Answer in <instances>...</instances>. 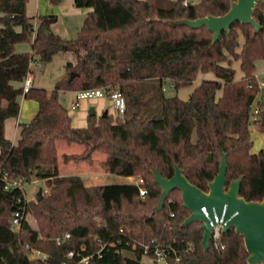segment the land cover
Wrapping results in <instances>:
<instances>
[{"label": "trees", "instance_id": "obj_1", "mask_svg": "<svg viewBox=\"0 0 264 264\" xmlns=\"http://www.w3.org/2000/svg\"><path fill=\"white\" fill-rule=\"evenodd\" d=\"M73 1L91 12L77 37L64 41L51 33L49 17H40L35 26L26 15L27 0H0V264H61L69 252L92 256L89 264H141L133 244L151 240L171 246L180 264H247L243 238L233 229L221 235L219 248L210 244L203 251L200 224L181 228L189 212L178 190L151 215L161 190L150 168L169 179L177 165L190 184L207 192L224 153L227 186L242 177L239 196L247 202L262 200L264 156L250 158L247 94L256 62L264 61V0L253 12L258 32L234 23L216 43L205 27L171 23L222 16L235 0H199L188 6L182 0ZM20 44H29L30 52L16 53ZM60 52L74 61L65 64V75L51 92L31 87L23 93V85L15 86L31 73V63L43 66ZM229 57L240 61L239 82ZM201 73H212L215 80L202 81L187 101L165 96V80L176 92L192 86ZM89 89L120 92L126 104L123 118L89 116L85 128H73L59 94ZM21 96L35 101L38 112L20 126V140L13 146L4 136V122L18 117ZM59 142L84 148L80 155H63V164L92 163V155L101 153L105 173L137 177L140 183L86 186L80 177H60ZM3 175L23 184L31 178L44 181L50 192L25 204L21 190H5ZM18 200L37 229L26 220L17 230L11 226ZM66 234L70 238L62 240ZM34 251L47 259H30Z\"/></svg>", "mask_w": 264, "mask_h": 264}, {"label": "water", "instance_id": "obj_2", "mask_svg": "<svg viewBox=\"0 0 264 264\" xmlns=\"http://www.w3.org/2000/svg\"><path fill=\"white\" fill-rule=\"evenodd\" d=\"M259 0H235L230 3L229 10L222 16L208 15L196 20L181 19L171 23V26H187L191 29L205 27L212 33V43H216L222 33L229 32L234 23L251 25L258 32L260 26L253 18L255 6ZM49 33L46 32V35ZM72 73L69 81L74 78ZM88 116H96L95 109L90 108ZM107 117V112L102 114ZM155 183L161 193L156 207L151 215L158 213L163 207L168 195L178 190L184 209L189 216L184 220L181 228L192 223H199L202 232L201 248L208 251L213 227H222V234L231 229L242 236L247 253V264H264V197L261 201L247 202L239 196V187L242 177L226 183V155L221 153L218 172L207 185V192H203L190 184L183 175L182 170L174 165L173 176L169 179L163 177L158 169L150 168ZM42 198V189L36 195V201Z\"/></svg>", "mask_w": 264, "mask_h": 264}, {"label": "crops", "instance_id": "obj_3", "mask_svg": "<svg viewBox=\"0 0 264 264\" xmlns=\"http://www.w3.org/2000/svg\"><path fill=\"white\" fill-rule=\"evenodd\" d=\"M40 1L42 0H27V4H26V15L28 18L34 19L33 23L35 24V26L37 27V25L39 24V18L38 15L42 14V11L40 9ZM64 0H62L63 2ZM67 7L69 10H67V12H65V10H63V4L64 3H60L59 4V9H61V13L68 15V14H77V16H74L72 19H70V21L68 22L69 26L65 27L63 25L59 26L60 23V17L57 15H46V17H49V22H50V30L51 33L55 36H58L59 38H61L64 41H69V40H73L74 38L72 37H77L78 33L81 30V26L83 24V21L86 17V15L91 12V9L86 10L82 16L80 14V11L78 9H76V7L74 6V1L73 0H67ZM86 13V14H85ZM44 14V13H43ZM77 18V19H76ZM239 44L240 47L236 50V53H240L241 51V46L243 44V38L241 37V39L239 40ZM15 52L16 53H29L30 52V45H17L15 46ZM231 64V68L235 71V75H234V81L235 82H239L242 78H243V73L241 72L240 69V61H235L233 60L231 57L228 58ZM227 63H224L223 66H227ZM47 66H42L40 68H42L40 77L39 75H35L33 72V69L31 71L30 77H31V82H32V87L36 88V89H44L48 92H51L55 86V84L64 76L63 72L65 71H61L60 73H53L51 69H49ZM47 77V81H44V78ZM207 80H215V77L212 73H206V74H198L196 81L194 82V84L190 87H186V88H182L179 89L178 91H176L177 95L176 97L178 99H180L181 101H187L189 96L191 95V93L194 91L195 88H197L200 83L202 81H207ZM264 83V61H257L255 64V74H254V82L251 84V88L248 89V94H247V104H248V108L249 111L252 112L253 110H258L259 116L257 117V123L255 126H250L249 128V138H250V158L252 160H257L258 157L260 156V153L255 154L254 156H251V150H252V146H253V142L251 140L250 137V129H253L255 132L258 133H264V129L261 127V121L264 115V88L261 86V84ZM23 85V83L21 84H15V86L17 87H21ZM63 97L66 96H70L73 95L74 99L76 97V92H65V93H60ZM59 94V96H60ZM221 96V92L217 93V97ZM74 99L72 101H70V109L71 107L74 105L75 101ZM60 103L66 108V106L64 105V103H66L68 101L67 98H64L62 101L59 98ZM19 102V114L17 118H11V119H7L4 122V136L5 138L11 142V144L13 146H16L17 143L20 140V131L21 128L20 126L23 124H27L29 122H31L35 116L37 115L38 112V104L35 101L32 100H26L24 97H20L18 99ZM107 106L106 100L104 99H99V100H92V101H85L82 100V103L80 104L79 102V107L77 109L78 110L75 115H73L71 117V114L68 113L69 117L71 118V126L73 128H85L87 126V118L88 116V111L90 108H94L95 109V114L96 117H100L102 116V114L104 112H107V114L109 115L107 110H104L105 107ZM72 110V111H76ZM65 143V142H64ZM73 145H68L65 143V145H63V142H59L56 144V150L58 152V156L60 155L61 157L63 155H78L82 152V149H73L72 146ZM79 146V145H78ZM59 148L62 149V152H59ZM72 148V149H71ZM75 148V147H74ZM71 150L73 151L72 154H69L68 151ZM61 153V154H60ZM60 157L59 161H62ZM62 165L65 166L62 162ZM66 168V167H64ZM59 175L61 177H70V176H77L83 179V181H86L82 175H78V174H71L70 171H65L63 172V168L61 167V165L59 166L58 169ZM95 179V178H94ZM132 178L128 179V183H130ZM92 179H87L88 182H90ZM88 186V185H87Z\"/></svg>", "mask_w": 264, "mask_h": 264}, {"label": "rangeland", "instance_id": "obj_4", "mask_svg": "<svg viewBox=\"0 0 264 264\" xmlns=\"http://www.w3.org/2000/svg\"><path fill=\"white\" fill-rule=\"evenodd\" d=\"M194 2H198L199 0H193ZM60 3H64L63 5V10H65V12H67L68 9V5H67V0H64L62 2V0L60 1ZM59 3V4H60ZM59 4H51L49 0H42L40 1V9L42 11L41 15H38V18L40 17H46V15H57L60 17V25H63L65 27L69 26L68 22L70 21V19H72L74 16H77V14H62L61 13V9H59ZM60 4V5H61ZM78 9V8H76ZM80 11V14L82 16L83 13L88 10V9H78ZM44 13V14H43ZM86 14V13H85ZM77 19V18H76ZM82 27V26H81ZM241 35H239V40L241 39ZM72 38H76V37H72ZM243 38V37H242ZM20 45H27V44H20ZM71 62L74 61V59L72 58V56L67 53V52H60L58 54H56L55 56H53L52 60L43 65V66H47L49 65V69H51L52 74L53 73H60L61 71H64V66L67 62ZM42 68H33V72L35 75H42L41 74ZM63 75H65V71L63 72ZM44 81H47V77L44 78ZM163 89H164V94L166 97H174L177 95V93L175 91L172 90L171 88V83L168 80H165L163 82ZM60 100L62 101L64 98H67L68 101L66 103H64V105L66 106V109L68 111V113L71 114V117L73 115H75V113L80 110L77 109L76 111H72L70 109V101H72L74 99L73 95L70 96H66L63 97L61 94L59 96ZM99 99H104L106 100L107 106L105 107L104 110H107L109 115H111L113 117V120H118L116 118L112 103L109 99H107L106 97L103 98H96V99H89V100H85V101H92V100H99ZM74 101L76 102V100L74 99ZM82 103V101H80V104ZM100 117V115H99ZM250 137L251 140L253 142V146H252V150H251V156H254L255 154L260 153V155L264 156V133H258L255 132L253 129H250ZM63 145H65V143L63 142ZM75 147V148H74ZM73 149H82V152L84 150V148L82 146H78V145H74L72 146ZM71 148V149H72ZM57 151V150H56ZM59 152H62V149L59 148ZM73 151L69 150L68 153L72 154ZM81 152V153H82ZM80 153V154H81ZM61 154V153H60ZM78 154V155H80ZM58 155V152H57ZM59 160H60V155L58 156ZM105 155L101 154V153H94L92 155V163H86V162H80V163H74V162H69L64 164L65 166L62 165V161H59V166L61 165V167L63 168V172L65 171H70L71 174L75 175H82L83 178L86 181H83V179L81 178V180L83 181L84 185H88V186H106V185H117V184H127L128 183V179L129 178H124V177H119V176H115V175H110L105 173L101 167L100 164L102 161H104L105 159ZM62 160V159H61ZM66 167V168H64ZM59 169V168H58ZM61 177V176H60ZM92 179L90 182L87 181V179ZM95 178V179H94ZM35 182V184H34ZM130 183H140V180L137 177H133L130 181ZM23 191L25 194V198L27 203H36V195L39 191V189H42V196L44 195H48L50 192V189L48 187H46L45 182L44 181H39L36 180L35 178H31L30 182L27 184L23 185ZM47 191V192H45ZM175 197H178L177 195H175ZM157 205V204H156ZM156 207V206H155ZM154 207V208H155ZM153 208V209H154ZM153 211V210H152ZM152 213V212H151ZM26 221L28 222V224L31 226L32 229H37V225L35 220L33 219L32 215L30 213H28L26 215ZM141 264H154L152 262V260L148 257H143L141 259Z\"/></svg>", "mask_w": 264, "mask_h": 264}, {"label": "built area", "instance_id": "obj_5", "mask_svg": "<svg viewBox=\"0 0 264 264\" xmlns=\"http://www.w3.org/2000/svg\"><path fill=\"white\" fill-rule=\"evenodd\" d=\"M182 3L184 6H188V5H193L196 2H194L193 0H182ZM34 67L40 68L42 67V65L39 62L31 63L30 68L33 69ZM30 74L26 77V79L23 82V87H22L23 93H27L29 89L32 87ZM261 86L264 88V83H262ZM250 88L251 85H249L248 89ZM103 97H106L111 101L116 118L122 119L125 113L126 104L124 97L117 90L106 91V89H89V90L76 92V97H75L76 102L71 107V110L77 109L79 107V102L82 100H89V99H96ZM259 113L260 112L258 110H253L252 112H250V122L252 127L256 125L257 117L259 116ZM2 180L5 184V190H12V189L21 190L24 196V201H25L24 203L27 204L25 194L23 191L24 190L23 183H21L20 181H10L7 179L6 175H3ZM139 193L141 199L146 198L147 194L145 190L140 189ZM18 205L19 207L16 211H14L11 219V226L16 230L19 229L22 222L26 220V215H27L25 206L21 205V200H18ZM121 233L123 234V232ZM127 235L129 236V234ZM221 235H222V227L219 225L213 227L210 244H212L214 248L220 247L219 240ZM69 238H70L69 235L66 234L62 240H67ZM24 247L26 250H28L27 245H25ZM133 248L137 249L141 253L142 258L148 257L152 260L154 264H180L181 262V257L178 256L173 251L171 246L166 244H161L156 240H151L147 242H135L133 244ZM171 254H173V259L170 262L169 258ZM97 255L99 256V252L97 253ZM29 257L30 259H39L42 261L47 259L46 255L41 254L37 251L29 253ZM91 259L92 256H80L75 252H69L66 255V259L61 264H89Z\"/></svg>", "mask_w": 264, "mask_h": 264}]
</instances>
